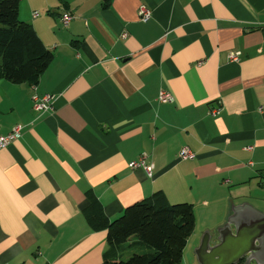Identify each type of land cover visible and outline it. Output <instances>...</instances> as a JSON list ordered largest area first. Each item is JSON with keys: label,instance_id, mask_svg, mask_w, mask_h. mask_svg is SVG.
I'll return each instance as SVG.
<instances>
[{"label": "crops", "instance_id": "0c3cea01", "mask_svg": "<svg viewBox=\"0 0 264 264\" xmlns=\"http://www.w3.org/2000/svg\"><path fill=\"white\" fill-rule=\"evenodd\" d=\"M18 15L53 54L35 93L54 100L38 114L32 86L0 80V135L23 127L0 150V264H103L88 194L110 221L158 192L191 204L182 264L233 208L264 213V0H20ZM143 153L151 177L130 167Z\"/></svg>", "mask_w": 264, "mask_h": 264}, {"label": "trees", "instance_id": "16d2710c", "mask_svg": "<svg viewBox=\"0 0 264 264\" xmlns=\"http://www.w3.org/2000/svg\"><path fill=\"white\" fill-rule=\"evenodd\" d=\"M107 8L110 0H101ZM20 0H0V80L36 86L53 54L33 27L19 19ZM83 215L90 229L107 232L108 249L103 264H182V253L194 231V214L189 203L171 204L158 192L126 207L110 221L101 204L87 195ZM132 238L140 253L125 258V244Z\"/></svg>", "mask_w": 264, "mask_h": 264}, {"label": "water", "instance_id": "95a60500", "mask_svg": "<svg viewBox=\"0 0 264 264\" xmlns=\"http://www.w3.org/2000/svg\"><path fill=\"white\" fill-rule=\"evenodd\" d=\"M215 233L216 243L206 232L195 249L199 264H264V213L249 204L235 207Z\"/></svg>", "mask_w": 264, "mask_h": 264}, {"label": "built area", "instance_id": "2783aa9c", "mask_svg": "<svg viewBox=\"0 0 264 264\" xmlns=\"http://www.w3.org/2000/svg\"><path fill=\"white\" fill-rule=\"evenodd\" d=\"M38 16L37 12L33 13V17L36 18ZM141 19L142 20H148L150 18V12L147 10H141L140 13ZM73 19V16L70 12H64L61 17L60 21L63 27H67L71 20ZM239 59V53H231L229 55V60L232 62H237ZM34 94L32 95V101H33V110L38 113V114H44V113H50L53 108H52V103L54 100V97L52 95H43L39 96L35 93L36 87L32 86ZM158 102L161 104H166L169 103L172 100L171 95L166 92L161 90L158 94ZM23 127L21 125L15 126L8 134L6 135H0V150L7 148L9 145L14 143L22 134ZM245 150H252V147H246ZM194 155L191 153L188 148L184 147L182 148L179 153H178V158L182 160H188L193 158ZM148 156L143 153L140 155L137 161L130 163V167L135 169V168H142L146 175L148 177H151L152 175V170H153V165L147 162Z\"/></svg>", "mask_w": 264, "mask_h": 264}, {"label": "rangeland", "instance_id": "374dc122", "mask_svg": "<svg viewBox=\"0 0 264 264\" xmlns=\"http://www.w3.org/2000/svg\"><path fill=\"white\" fill-rule=\"evenodd\" d=\"M197 230L199 231V228H197ZM136 241V238H132L130 241H128L125 246V258L124 259H128L129 257H131L133 254H136V253H140V250L135 247V246H130L132 242ZM186 261L185 262H188L189 259L188 257H186L185 259Z\"/></svg>", "mask_w": 264, "mask_h": 264}]
</instances>
